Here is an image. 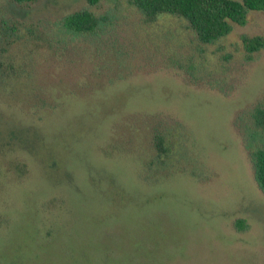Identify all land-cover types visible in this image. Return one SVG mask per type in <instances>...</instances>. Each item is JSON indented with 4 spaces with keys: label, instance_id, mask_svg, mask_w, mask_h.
Segmentation results:
<instances>
[{
    "label": "rangeland",
    "instance_id": "rangeland-1",
    "mask_svg": "<svg viewBox=\"0 0 264 264\" xmlns=\"http://www.w3.org/2000/svg\"><path fill=\"white\" fill-rule=\"evenodd\" d=\"M79 9L93 33L64 29ZM2 22L32 34L0 36V247L29 239L18 264H264V194L235 122L264 98V47L240 42L264 35V10L211 42L131 0H0Z\"/></svg>",
    "mask_w": 264,
    "mask_h": 264
},
{
    "label": "trees",
    "instance_id": "trees-1",
    "mask_svg": "<svg viewBox=\"0 0 264 264\" xmlns=\"http://www.w3.org/2000/svg\"><path fill=\"white\" fill-rule=\"evenodd\" d=\"M13 1L28 2L32 0ZM131 2L147 16L167 13L183 18L201 42H211L227 34L232 23L241 24L244 21L248 10H264V0H131ZM19 25V22L18 26L14 25L13 22L0 24V36L4 44H23L26 38L32 35L29 27L19 28ZM62 25L68 32L89 34L93 33L99 25V16L90 10L79 9L65 14L62 18ZM21 28L24 30L21 31ZM240 42L245 54L250 56L252 52L264 47V35L241 34ZM7 74H9L7 69L2 67L0 62V78H4ZM235 122H237L241 134L243 148L251 162L252 176L264 194V98L257 100L250 107L240 110ZM152 138L155 152L151 156V164L147 166L149 168L147 171L151 176L162 165L165 167L164 155L167 151L162 145L161 135L155 133ZM60 201H62L61 198ZM235 222L238 226L243 225L241 219H237ZM21 242L26 245L30 240L14 241L10 249L3 248L7 247L6 244L2 245V248L0 247V261L5 259L6 262L4 263L18 264L17 261L22 260L25 256L22 253L24 244L22 245ZM15 243H17L16 247L13 248ZM5 249L12 252H9L3 259ZM16 250H18L17 253L13 254V251Z\"/></svg>",
    "mask_w": 264,
    "mask_h": 264
}]
</instances>
